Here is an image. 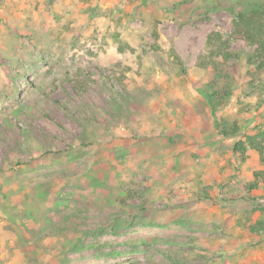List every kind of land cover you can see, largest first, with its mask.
Segmentation results:
<instances>
[{"label": "rangeland", "instance_id": "1", "mask_svg": "<svg viewBox=\"0 0 264 264\" xmlns=\"http://www.w3.org/2000/svg\"><path fill=\"white\" fill-rule=\"evenodd\" d=\"M229 3L0 0V264H264V73L195 66Z\"/></svg>", "mask_w": 264, "mask_h": 264}, {"label": "trees", "instance_id": "2", "mask_svg": "<svg viewBox=\"0 0 264 264\" xmlns=\"http://www.w3.org/2000/svg\"><path fill=\"white\" fill-rule=\"evenodd\" d=\"M225 8L232 16L231 31L228 33L219 29L210 32L204 39L203 51L197 56L195 66L202 70L210 69L220 78L223 75H230L232 78L234 66L245 61L246 66L251 69L250 85L252 89L258 91L260 97L262 91L259 90L257 82L261 81L260 75L264 73V4H254L251 8H246L240 4L236 7L235 4L229 3ZM234 42H239L247 48V55L240 56L238 52L231 50V44ZM170 52L174 65L185 73L179 57L173 51ZM203 95L213 107L226 99L228 91L226 87H219L218 83L214 82L211 90L203 91ZM259 101L264 103L261 97ZM216 128L225 138L233 137L239 132L236 124L228 128L224 122L221 124L218 122ZM231 152L239 162H245L251 153H256L259 163L264 165V135L260 133L244 135V140L238 139L232 143ZM259 184L264 185V170L253 172V181L247 186V190H254ZM249 230L259 234L263 232L264 226L262 222H253Z\"/></svg>", "mask_w": 264, "mask_h": 264}]
</instances>
